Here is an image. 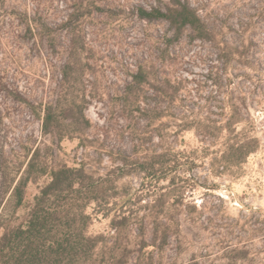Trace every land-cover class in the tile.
I'll return each mask as SVG.
<instances>
[{
	"label": "rangeland",
	"instance_id": "374dc122",
	"mask_svg": "<svg viewBox=\"0 0 264 264\" xmlns=\"http://www.w3.org/2000/svg\"><path fill=\"white\" fill-rule=\"evenodd\" d=\"M181 1L209 40L140 18L171 0H0V237L26 226L66 166L83 187L48 202L67 216L44 239L73 237L70 264H264V0ZM140 70L161 92L146 86L137 103L127 84ZM48 106L58 135L43 133ZM229 125L257 148L222 167Z\"/></svg>",
	"mask_w": 264,
	"mask_h": 264
},
{
	"label": "trees",
	"instance_id": "16d2710c",
	"mask_svg": "<svg viewBox=\"0 0 264 264\" xmlns=\"http://www.w3.org/2000/svg\"><path fill=\"white\" fill-rule=\"evenodd\" d=\"M140 18L149 22L158 20L168 22L175 31L176 38H179L187 29L194 33L193 38L202 41L209 40L213 36V29L187 1L171 0L165 12L157 9L150 11L141 9ZM160 84L168 89L172 87L169 81H163ZM146 86H150L151 89L155 90L157 97L160 96L161 89L155 88L141 70L127 84L128 90L133 94V100L137 103L140 102V95L149 90ZM176 88L178 89L177 86H174L175 91ZM173 97L174 94H172ZM81 116L86 126L89 127V122L82 113ZM206 121L209 123L210 119L207 118ZM58 124L57 108L48 106L43 119V133L45 135H58ZM214 129L217 132L222 130L216 126ZM227 129L229 135L222 144L220 151L217 152L220 153V160L224 164L222 167L244 162L257 148L255 139L247 137L241 141L239 138L242 134L235 133L230 125ZM211 131L210 126L202 127L201 130L203 142L207 146L204 151L205 155H208L209 147L213 145L210 140ZM37 154L38 152L35 151L27 169L13 189V199L16 207H21L23 204L24 192L28 183L37 179L32 174ZM164 157L165 155L159 154L156 158L157 171L160 175L163 174L162 178H166L168 175ZM152 168H154L153 165ZM83 180L81 170L70 169L66 166L52 172L49 183L42 189L41 195L36 198L35 204L30 210L26 226L24 228L19 227L15 233H10L5 229L0 237V264H70L72 262L77 255V245L73 237L65 233H58L59 235L57 234L58 236H55L56 238L53 241L44 239L45 232H49V227L58 221H62L67 216H63V211L51 209L47 205L52 200H58L61 195H71L76 192L75 186L81 185L83 187ZM97 199V197L89 195L85 200V204L91 203V201L97 202Z\"/></svg>",
	"mask_w": 264,
	"mask_h": 264
}]
</instances>
